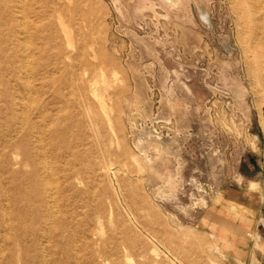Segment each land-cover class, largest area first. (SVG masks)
<instances>
[{
    "label": "rangeland",
    "instance_id": "1",
    "mask_svg": "<svg viewBox=\"0 0 264 264\" xmlns=\"http://www.w3.org/2000/svg\"><path fill=\"white\" fill-rule=\"evenodd\" d=\"M0 264H264V0H0Z\"/></svg>",
    "mask_w": 264,
    "mask_h": 264
},
{
    "label": "bare ground",
    "instance_id": "2",
    "mask_svg": "<svg viewBox=\"0 0 264 264\" xmlns=\"http://www.w3.org/2000/svg\"><path fill=\"white\" fill-rule=\"evenodd\" d=\"M21 1V0H20ZM20 4H21V2H20ZM256 4V3H255ZM18 9V8H17ZM21 10H23L22 8H20ZM19 14V13H18ZM23 19V18H22ZM23 20H25V19H23ZM24 22V21H23ZM25 23V22H24ZM23 28L25 27V26H22ZM23 33V32H22ZM29 36V35H28ZM27 37V36H26ZM27 39V38H26ZM26 39H24V40H26ZM21 40V39H20ZM23 41V40H22ZM23 44V43H22ZM24 46V45H23ZM23 50V49H22ZM24 51V50H23ZM24 53V52H23ZM30 53V52H29ZM25 54V53H24ZM28 59V58H27ZM28 61V60H27ZM28 77V76H27ZM29 88V87H28ZM35 90V89H34ZM35 94V93H34ZM32 99H33V97H32ZM49 183H52V182H49ZM57 183V182H56ZM50 187V186H49ZM51 188H53L52 186H51ZM55 189V188H54ZM52 193V192H51ZM50 193V194H51ZM54 193V192H53ZM55 194V193H54ZM53 194V195H54ZM53 195H52V197H53ZM55 202V201H54ZM51 203V202H50ZM53 204V203H52Z\"/></svg>",
    "mask_w": 264,
    "mask_h": 264
}]
</instances>
